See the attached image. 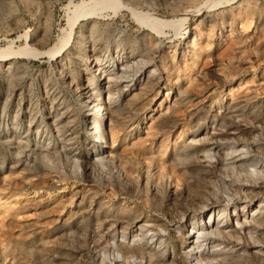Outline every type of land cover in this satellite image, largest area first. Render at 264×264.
Listing matches in <instances>:
<instances>
[{"label": "rangeland", "instance_id": "rangeland-1", "mask_svg": "<svg viewBox=\"0 0 264 264\" xmlns=\"http://www.w3.org/2000/svg\"><path fill=\"white\" fill-rule=\"evenodd\" d=\"M86 1L0 0V54L48 49ZM109 1L122 5L80 18L83 47L73 33L62 65L47 53L0 57V264H264V208L250 212L264 203V0ZM93 20L95 56L116 59L110 107L129 110L118 125L103 116L100 140L80 106ZM171 87L190 98L157 129L144 113Z\"/></svg>", "mask_w": 264, "mask_h": 264}, {"label": "bare ground", "instance_id": "bare-ground-1", "mask_svg": "<svg viewBox=\"0 0 264 264\" xmlns=\"http://www.w3.org/2000/svg\"><path fill=\"white\" fill-rule=\"evenodd\" d=\"M211 1V0H210ZM215 1V0H214ZM219 1V0H218ZM211 3H213L211 1ZM121 3L120 2H110L109 0H90V1H86V2H82L81 4L79 5H76L73 7V10H72V14L70 13V17H69V20H68V24H69V27H70V33L68 35H64L61 39H59L56 43H54V45H51L48 49L46 48L45 50L43 51H39L37 50V52L35 51H32L30 48L28 47H25L21 50H18V51H2V53L0 54V57H6V56H9V55H14V54H28V55H34L35 54H46L47 55L49 54L51 57H55V60L57 61L56 63L57 64H60L62 65L63 63V60L65 59V57L63 56V54H60L61 51L64 52V49L66 47V45L70 42V40L72 39V34L75 33V28L77 27V23L79 21L80 18H88L89 17H94L95 15L96 16H99L100 12L102 11L103 8H112V9H117L119 7H121L120 5ZM204 4H206L204 2ZM203 5L200 6L199 9H197L194 13H198V11L201 9V11H203L202 15V19L204 20L205 18H207V14L205 13V9L206 7L202 8ZM208 5V4H206ZM214 5V4H213ZM123 7V6H122ZM131 10V13L137 18V20L140 22V23H143V24H146L148 26H150L151 28H158L160 25L162 26L163 24L164 25H168V23L164 22V21H161L159 19H156V17H153L152 14H145L141 11H136L134 9H130ZM180 20V19H179ZM179 20L177 22H172L170 21V25L171 26H175L176 24L179 23ZM167 21V20H165ZM176 21V20H174ZM90 22V21H88ZM181 22V21H180ZM163 25V26H164ZM181 25V24H180ZM177 28H178V25H176ZM175 26V27H176ZM197 24L192 28V29H185V34L183 36V40L184 42L186 40H189L190 37L193 35L194 32L197 31ZM187 28V27H186ZM85 30V29H84ZM194 30V31H193ZM87 32L89 33V42H88V45L87 47L85 48V50H81V55H82V59L84 58V62L86 63H90L88 66L85 67V71H84V78H85V85H83L82 87V90H83V94H84V98L85 100H82V103H81V107L87 112L86 115H87V118L89 119V124L91 126L90 129H92V133L94 134V137L98 138L99 140L101 138H103V134L100 130V122H102V118L103 116H109V120H115V123L116 125H118V118L120 117V115L122 114H127V112H129V110H127V106L125 105H122L120 106L119 104H115L113 107H110L111 104L113 103H116L114 97L112 96V91L114 90L112 87H110L108 85V83L112 80V78H114L117 74L115 73H107V71L110 69V68H113V64L116 62V59H112L111 60H107V61H103L104 59L99 57V56H95V47H94V44H95V40H101L100 37H95L94 35H100L101 33H99V22L98 21H92V23H88V29H87ZM102 32V31H101ZM99 33V34H98ZM75 34H77V38H76V47H83V41H81L82 39L80 38H83V32L82 31H78L76 32ZM102 35V34H101ZM100 35V36H101ZM108 36V35H107ZM94 39V41H93ZM107 39V38H106ZM121 40H122V37H121ZM124 40V39H123ZM190 41V40H189ZM188 41V43H189ZM114 42V41H113ZM122 42V41H121ZM124 42V41H123ZM122 42V43H123ZM131 44V43H130ZM192 44H194V46H197L196 42L192 41ZM120 43L118 42V45L117 47L119 46L120 47ZM173 48V50H169L170 53H169V57L170 59L172 58L174 60L175 58V55H177L176 52V49H175V46H171L170 49ZM134 49H135V46L133 45H130L129 46V52L128 54H130L129 56H132L134 54ZM173 52V53H172ZM117 55L116 58L120 57V50L116 51ZM78 54V53H77ZM144 55V54H143ZM128 57V56H127ZM168 57V58H169ZM115 58V57H114ZM9 59V58H8ZM107 59V58H106ZM121 59V58H120ZM3 60V58H2ZM172 60V61H173ZM82 61V60H81ZM128 61V60H127ZM137 61V60H136ZM135 61V62H136ZM67 62L69 63H72L71 59L68 57L67 58ZM125 62V61H124ZM131 64L133 63V61H130ZM134 62V63H135ZM144 62V61H143ZM111 63V64H110ZM91 64H93L91 66ZM146 64V63H145ZM149 64V63H148ZM11 65V64H10ZM137 65V64H136ZM127 66V65H126ZM129 66V65H128ZM125 67V68H128ZM119 67V66H118ZM8 68V67H7ZM6 68V69H7ZM108 68V69H106ZM115 68V67H114ZM121 68V67H120ZM123 68H124V65H123ZM10 70V69H9ZM119 70V68H118ZM123 71V69H120ZM119 70V71H120ZM139 70V69H138ZM6 71V70H5ZM113 71V70H112ZM109 72V71H108ZM115 72V71H114ZM137 72V71H136ZM91 73V74H90ZM118 73V72H117ZM59 78H61L63 80V82L65 81L64 80V75H63V71L60 70L59 71ZM113 75V77H112ZM115 75V76H114ZM140 75V74H139ZM158 75L157 73V68L156 66L152 67L151 69L148 70L147 72V75H146V78L147 80L149 81V83H153L154 81L155 82H158L159 80L157 79L159 76H156ZM93 76H98V79L97 81L99 82V84L95 83V80L93 79ZM117 77V76H116ZM133 78V77H132ZM180 78V76L178 75L177 76V80ZM116 79V78H114ZM141 79V78H140ZM96 81V82H97ZM147 81V82H148ZM114 83V82H113ZM178 84L179 82H175V84ZM68 84V83H67ZM116 84V83H115ZM111 85V84H110ZM129 85V84H127ZM131 85V84H130ZM154 86V85H153ZM54 87V86H53ZM173 87H171L169 90L166 91V93L163 95V97L161 99H157L155 100L154 102L155 103H152L150 107H148L146 109V112L144 113V119L146 118V116H148L147 118L151 117L153 118V125L158 128H165L167 127L169 124H172L174 122V114H173V109H172V103H180V105L185 102V100L187 101L190 97H189V92L187 91H181L179 89H175V91L172 90ZM172 90V91H171ZM116 92V91H115ZM81 97V96H80ZM12 98V97H11ZM108 99V102H106V100ZM60 102V101H59ZM79 103V104H80ZM4 104V103H3ZM58 105V104H57ZM61 104H59L60 106ZM156 106L155 108H153V106ZM5 104H4V108H5ZM160 107H163L162 109H160ZM3 108V109H4ZM155 109V110H154ZM166 110V111H163V110ZM154 110V112L151 114V112ZM50 112V111H49ZM73 112V111H71ZM18 113V112H17ZM66 113V112H65ZM50 114V113H49ZM61 115V114H60ZM60 115H57L59 118H60ZM56 116V118H58ZM67 116V114H66ZM71 116V115H70ZM18 117V116H17ZM113 117V119H111ZM14 118V117H13ZM55 118V117H54ZM53 118V119H54ZM54 119V120H57V119ZM58 118V120H59ZM133 118V117H132ZM69 119V118H68ZM67 119V120H68ZM173 119V120H172ZM34 120V119H33ZM56 123V122H55ZM54 123V124H55ZM73 123V122H72ZM16 124V123H15ZM57 125V124H56ZM14 126V125H13ZM17 126V125H16ZM57 128H59L57 126ZM56 129V128H55ZM217 131V130H216ZM216 131H212L211 134H214L216 133ZM46 132V131H45ZM205 134V133H204ZM219 134V133H217ZM126 135H129V134H126ZM207 136V134H206ZM230 136V135H229ZM17 137V136H16ZM19 137V136H18ZM214 137V136H213ZM194 139V135L192 137V141ZM207 139V138H206ZM209 139V137H208ZM207 139V141H208ZM213 140V139H212ZM104 142V141H103ZM195 142V141H194ZM206 143V141H205ZM43 147V146H41ZM54 151V150H53ZM43 154H45V158L47 157V160H52L54 159L53 156H52V153H49V152H44L43 151ZM42 154V155H43ZM41 155V156H42ZM100 155V154H98ZM97 155V156H98ZM55 157V156H54ZM78 157V156H77ZM178 157V156H177ZM76 159V158H75ZM104 159V156H100L97 161H102ZM46 160V161H47ZM47 161V162H48ZM43 162V161H42ZM51 163V161H50ZM94 163V162H92ZM44 165V164H43ZM53 165V164H52ZM51 165V166H52ZM55 167V166H54ZM76 167H79V165L77 164ZM248 206L246 203H242L241 204V213L240 214H243L242 211H244V208ZM249 207V206H248ZM264 208V203H262L261 201H257V203L254 205V207L250 210V212L252 211H256V210H259V209H262ZM224 210L223 208L219 209L218 212L216 213V219H219L220 218V214L218 213H224ZM247 211V210H246ZM240 212V211H239ZM234 214L233 215H236L237 214V211H235L234 209ZM208 221H211L212 220V217H213V213L210 211L208 213ZM227 215V214H226ZM244 215V214H243ZM223 219V217H222ZM220 219V220H222ZM223 221V220H222ZM250 221V220H249ZM214 218H213V221L212 223H214ZM218 221H216L215 223H217ZM243 222V221H242ZM219 223V222H218ZM210 226V225H209ZM241 260V259H240Z\"/></svg>", "mask_w": 264, "mask_h": 264}]
</instances>
